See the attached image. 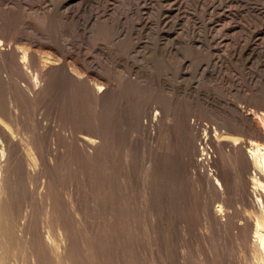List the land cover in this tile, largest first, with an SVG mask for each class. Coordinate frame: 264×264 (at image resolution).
<instances>
[{
	"label": "rangeland",
	"instance_id": "1",
	"mask_svg": "<svg viewBox=\"0 0 264 264\" xmlns=\"http://www.w3.org/2000/svg\"><path fill=\"white\" fill-rule=\"evenodd\" d=\"M165 1L167 3L166 5ZM46 3L51 4L48 5ZM53 6L57 9V13L54 16ZM167 7H169V9ZM261 10L264 11V0H0V21H5L4 14L16 17L17 21H15L17 26L23 28L25 30L23 32H25L27 37H30H26L27 40L23 43V46L25 45L24 47H27L26 49H29V47L36 48L40 51V54L43 52L41 55H46V57L49 56L48 58L50 59H56L57 57V59H60L63 54L70 51L74 53V56L77 55V58L81 56L78 58L81 63L87 57L86 59L91 62V66H76L75 60L69 58L68 65L70 66L68 67L77 69L79 73L82 72L80 74L85 73L83 76H86L93 86H107L109 82L111 84L114 82L116 83L113 84V88L116 89L115 91L111 89V92H114L111 93L110 98H97L96 101L91 100L88 102L86 98L82 97L78 90L75 91V89H70L65 80L59 81L55 84L56 86L49 87V84L53 83L54 80L56 82V79L54 77L52 79V75H50L45 81L47 84L45 83V86H43V88H46V94H43V98H45L43 106H41L39 110L35 106H32L30 110L31 114H34L35 119L38 117L44 120L43 122H50V125L49 123L47 124L48 128H46L44 133L47 142L49 143V141H51L52 148H49V152H54L56 158L52 162L53 165L52 163L46 165L45 174L47 175L46 177L49 178V181H51L50 184H52L53 192L59 196L63 204L62 214L65 217L67 216L66 219L70 223L71 230L73 229L71 232L74 234L73 240L75 241H73V244H75L71 245L72 248L71 246L69 247L70 251H77L83 260L86 261L85 255H87L86 258H89V253L86 254L84 249L86 247L85 242L90 239L89 241L93 243V256L96 254L95 258L100 264H174V259L179 255L175 243L181 245L187 244L193 246L194 249V246H197L196 244H203V241H205V246L211 247L216 254L220 253L216 244L219 242L221 243L223 238L218 233L216 221L212 216V218L209 216V212L207 211L209 209L207 207L203 208V204H206L209 194L213 196L216 194L214 183L211 181L213 177L211 178L210 176L212 175L209 174V176L208 173H221L222 171L217 162L218 157L213 158L215 163L211 161L208 167L206 160L203 161V158L206 156L198 153V143H200L199 146H205L208 137L205 141L201 128L204 129L207 125L212 127L218 126V113H226L231 117H237L234 111L235 109L240 108L246 110V107H249L251 104L250 102L257 103L264 98V14ZM210 19L212 24L210 23ZM85 25L88 26L86 27ZM103 29H105L104 32ZM106 30L109 32L106 33ZM251 30H256L252 33L254 35L251 34ZM102 33H106V35H101ZM40 38L46 41L51 40L52 46H41V49L40 47H36L35 42L32 41ZM248 41L251 45L248 44ZM27 43L29 44L26 46ZM243 45H249L250 47L248 46L247 48L246 46L245 48ZM240 47L244 49H240ZM237 49H240L239 52ZM78 52L80 54H78ZM216 54L219 55L216 56ZM247 54H249L251 58ZM222 55L223 57H221ZM245 55L249 58L247 59ZM233 56H235V58ZM216 57L219 59L221 57L222 59L219 60ZM215 61L218 62V64H216ZM213 63H215V65ZM87 67L89 69H87ZM93 82L95 83L93 84ZM135 88L136 91H134ZM126 89H129L127 91L128 94H124L126 93ZM79 97L80 99H78ZM163 97L171 104L172 108L176 109L177 117L174 116L175 111H171L168 116L162 118L164 109L160 101L164 99ZM252 98H254V101H252ZM93 103H95V105ZM56 104L57 106H55ZM180 104L183 105L184 109ZM70 105L72 106L70 107ZM103 105H106V107ZM241 105L243 108H241ZM115 106L117 108H114ZM73 109L76 110L74 111ZM186 109L187 111H185ZM106 110L109 112H106ZM158 111L160 112L157 116L155 112L157 113ZM119 112L122 113L120 114ZM184 112H186V115ZM65 113L74 117L78 114L79 118L88 117L97 121L101 118L98 122H107L108 127H110L109 131L112 130V132H115L112 133V136L110 135L111 133H109V137L113 140L110 139L111 143L106 147L96 148V151H93L91 154V159L88 157L85 159L84 156H80V151L76 149L75 146L73 147L74 150H72V145L69 146L68 143H65L69 146L68 147L64 145L63 142L61 145L59 139H52L53 136H56L55 126L53 125L57 124L56 129L58 130V128L62 126V122L65 123L64 117H62ZM54 114H56V116ZM111 115L114 116H112L113 119L110 118ZM42 116L44 117L42 118ZM181 116L184 119H182ZM58 117L60 124L58 123ZM54 119H56V121ZM108 120L111 122L109 123ZM119 123L122 126H120ZM114 124L116 126L112 128ZM117 125L120 126V129ZM201 125L202 127L199 128ZM194 126L196 129H194ZM52 127H54V129H52ZM180 127H183V131ZM217 128L219 129V126ZM223 131H225V129ZM167 132L169 133V135H166L168 137L164 136ZM195 133H197V135L199 133L200 136L198 135L195 137ZM225 133L223 135L227 137H224L227 139L226 141L234 137L242 136V134L238 132L229 131ZM53 145H56L57 151ZM75 151L78 152L75 153ZM99 153H101V155ZM215 155L217 156L216 152L213 154V157H215ZM66 158H68V160H66ZM59 159L62 161H58ZM188 159L192 161V164ZM211 159L212 158H210V160ZM86 160H88L90 165ZM199 164L203 165L200 166ZM72 165L73 167L71 168ZM193 168H195L196 171ZM206 168L209 170L207 171ZM59 171L60 173H58ZM68 178L69 180H67ZM175 178L180 179L181 182L183 181L182 184L187 196L185 205H181L179 208H177L174 202V194H172ZM75 181H77L78 185L74 183ZM205 182L207 183L205 184ZM26 183V180L22 181V186L20 187L21 189H18L15 202L18 205L20 204L19 207H25V204L27 205L26 199L28 203L34 204L33 219L36 221L33 222L34 224L32 223V225L35 232L44 235L49 233L48 237H51L52 239H50L52 241L60 240L63 233H61V228L59 231V229L47 225L50 227L49 231H52V233L48 232V227L43 224L46 212L45 199H40L37 194L38 190L32 192L33 188H31L28 183L26 185ZM62 183L69 188L67 187V189H65L66 187ZM104 183L106 184L104 185ZM106 186L108 188H105ZM45 187H43V190L47 192L48 184ZM74 187L78 190L77 193L79 192L78 194H81L80 196L76 193V190L73 189ZM204 187L206 189L203 190ZM41 188L42 187L39 189ZM94 189L95 191H93ZM107 189H110L108 190L109 193ZM19 191H22L23 194ZM136 191L139 192L137 193ZM93 193L98 196L94 198ZM124 193H126V195ZM66 194H74L72 195L73 199L72 196L69 197ZM194 194L199 196L197 197ZM203 194L205 197L200 199L204 196ZM65 198H71L75 201L68 199V203ZM106 198L108 200L111 198L113 202L110 200V204ZM136 198L137 201H140L137 202ZM70 202L74 204L71 205ZM135 202H137L138 205ZM76 204L78 205L75 206ZM139 204L142 205L140 206ZM109 205L113 207L109 208ZM93 206L95 207L94 211L96 213L91 209ZM116 206L117 208H114ZM194 206L196 210H194ZM82 207L88 209L86 210ZM131 211L136 217V220H133L135 218H133ZM205 213H207V215ZM113 214L115 217H112ZM88 216L89 218H87ZM122 216L125 219L123 221L121 219ZM90 217L92 218L90 219ZM131 217L134 222L130 219ZM137 217H139V219ZM90 220L92 221L91 224L89 223ZM101 221L103 223H100ZM136 221L139 222L135 225L134 223ZM96 224L99 225V229ZM137 225H139V227ZM36 226L42 229H37ZM206 226L209 227L207 228ZM104 228L110 231V233L106 229V231L103 230ZM133 228L139 231H135ZM75 229L78 231L81 230V232L79 233ZM207 229H211L210 232ZM38 230L44 231L41 233V231ZM199 230L202 232L206 230V233L202 236L203 233L201 232L202 234H199ZM121 231L123 232L120 233ZM132 232L134 234L136 233L135 236ZM196 232H198V234ZM207 232H209V234ZM53 234H55V236ZM105 234L107 236H105ZM121 234L124 238L120 236ZM104 236L105 239L102 238ZM184 236L187 239L185 238L184 240ZM74 237L76 238L74 239ZM92 238L93 240H91ZM134 238H136L137 241H134ZM130 239L131 241H129ZM152 241H155V243ZM151 242L153 244H151ZM158 247L160 250H158ZM147 249L149 250L146 251ZM175 249L176 253L174 251ZM158 253L160 254L158 255ZM140 254L141 256H139ZM127 256H129V258ZM168 256L172 257L170 258ZM51 257L50 255V262L48 264H54ZM155 257L156 260H154ZM52 258L54 259V257ZM19 259H22V256H19ZM106 260L107 263L105 262ZM147 260L151 261L147 262Z\"/></svg>",
	"mask_w": 264,
	"mask_h": 264
},
{
	"label": "bare ground",
	"instance_id": "2",
	"mask_svg": "<svg viewBox=\"0 0 264 264\" xmlns=\"http://www.w3.org/2000/svg\"><path fill=\"white\" fill-rule=\"evenodd\" d=\"M47 2H49V1H47ZM168 3H170V2H168ZM7 4H8V2H7ZM46 4L49 5L51 3H46ZM166 4L167 3L165 1V5ZM6 7H7V5H6ZM167 8L169 9V7H167ZM52 9H53V16H54L57 13V9L55 6H53ZM176 10H177V8H176ZM261 11H263V10H261ZM262 13L264 14V11ZM3 16L5 17V21L4 22L0 21V264H48L50 262V255L52 257H54V259L51 257V259L53 260L52 262L54 264H100V262L97 261V259L95 258L96 254L93 256V253H94L93 252L94 251L93 243L91 241H89L90 240L89 238H88L89 240H87L85 242L86 244L83 241V243L87 247V248L86 247L84 248L86 251V254L89 253V258H86L87 255H85L86 261L83 260V258L81 257V255H79V253H77V251L74 252V251L69 250V247L71 245L75 244V243L73 244V241H75V240H73L74 234H72V232H71L73 229L71 230L70 223L66 219L67 216L65 217L62 214V205L63 204H62L59 196L53 192L54 190L52 188V184H50L51 181H49V178H47L46 177L47 175L45 174L46 165L51 164L53 162V160L56 158V155L54 154V152H49V148H52L51 141H49V143L47 142V139H46L45 133H44L46 128H48L47 124L49 123V125H50V122H48V123H47V121L43 122L44 120H42L41 118H38V117L35 119L34 114H31L30 110H31L32 106H35L38 110L40 109L41 106H43V104H44L43 102H45V98H43V94L44 95L46 94V90H45L46 88H43V86H45V83H46L45 81H46L47 77L50 75H52V79H53V77L56 79V82L54 80L53 83L49 84V87L50 86H56L55 85L56 83H58L59 81L65 80V82H67L70 89H75V91L78 90L79 93L82 95V97L86 98L88 100V102L91 100L96 101L97 98L98 99L110 98L111 93L114 92L116 89V88L115 89L113 88V84H116V83L114 82L113 84H111L109 82L107 86H103V85L93 86L90 83V81L87 79V77L83 76V74H85V73L80 74L82 72L79 73V71L77 69H73V68L68 67V66H70V65H68V59L69 58H72L75 60V62L77 64L76 66H91L90 65L91 62H89L86 59L87 57L86 58L84 57L85 59L81 63L78 59L81 56H79L77 58L76 57L77 55L74 56V53H72L70 51V52L63 54V56L60 59H57L58 57L56 59H50V58H48L49 57L48 55H47L48 57H46V55H44V56L41 55V54H43V52L40 54V51H38L36 48H30L29 47V49H26L27 47L25 48L24 47L25 45L23 46V43H25V40H27L26 39L27 35L25 34V32H23V31H25L23 28L17 26L16 17H13L12 15H8V14H4ZM212 19H214V18H212ZM166 22H167V20H166ZM170 22H172V21H170ZM210 23H211V19H210ZM170 25H169V27H170ZM176 25H178V24H176ZM85 26L87 27L88 25H85ZM261 26H263V25H261ZM54 28H55V26H54ZM104 30L105 29H103V32H104ZM258 30H260V29H258ZM255 31L251 30V34ZM108 32L109 31H107L106 33H108ZM164 32H165V30H164ZM106 33H104V34L106 35ZM104 34L102 33L101 35H104ZM251 34H249V35L250 36L254 35V34H252V35ZM27 38H30V37H27ZM249 41H248V44H249ZM32 42H35L36 47H40V49L42 48L41 46H45V47H46V45L49 47L52 46L51 40L46 41V40H43L42 38L34 40ZM210 42H211V40H210ZM261 42H263V41H261ZM28 44L29 43H27L26 46ZM249 45H251V44H249ZM243 46L246 48L247 45L246 46L243 45ZM248 46H247V48H248ZM241 48H243V47H240V49ZM239 50H238V52H239ZM78 54H80V53L78 52ZM217 55H219V54H216V56ZM247 55H249V54H247ZM221 57H223V55ZM221 57H220V59L218 57H216V58L221 60L222 59ZM233 57L235 58V56H233ZM249 57H250V55H249ZM249 57L246 56L247 59ZM212 62H214V61H212ZM222 63H224V62H222ZM213 64L215 65V63H213ZM216 64H218V62H216ZM87 69H89V68L87 67ZM88 71H90V70H88ZM86 75H89V74H86ZM94 83L95 82H93V84ZM120 88H119V90H120ZM111 89H113L114 91L111 92ZM128 90L126 89V93H124V94H128L127 93ZM134 91H136V88L134 89ZM118 92H120V91H118ZM120 95H122V94H120ZM78 99H80V97ZM118 99H119V97H118ZM161 100H162V98H161ZM252 101H254V98H252ZM160 102H162L161 105H163L162 107L164 109L162 118L168 116L171 111H175L174 116L177 117L176 116V109L172 108L171 104L165 98ZM95 103H93V104L95 105ZM97 103H98V101H97ZM250 103L251 104L249 105V107H246L247 108L246 110H243L240 108H237L234 110L237 117H231L230 115H227L226 113H223V114L218 113V115H217L218 116L217 117L218 118V124L217 125L219 126V129L217 128L218 126L212 127V126H208L207 124H206L207 125L206 128H204V129L201 128L202 125L199 127V128H201V130H203L205 141H206L207 137H208L207 138L208 141H206V143H205L202 140L205 143V147H203V148H202V146H199L200 143H198L199 144L198 149H197L198 153L206 156L205 160L208 163L207 164L208 167H209V163L211 161H213V158L218 157L217 162H218L219 167L221 168V171H222L221 173H215L214 172L213 174L207 172L208 175L209 174L212 175V176L209 175L211 178L213 177V180H211V181L214 183L213 185H214V189L216 191V194L214 196L212 194H209L208 199L206 201V204H203V208L207 207L209 209V210H207L209 212V216L210 217L212 216L214 218V220L216 221V224H217L216 228L218 230V233L223 238V241H221V243L217 242L218 244H216V247L220 250V253L216 254L211 247L209 248V247L205 246L206 243H204L205 241H203V240H201V241H203L204 245L198 243V244H196L197 246H194V249H193V246L183 244V242H182L183 245H181L179 243L178 244L175 243L177 245L176 247L178 248L177 250L179 251V255L178 256L176 255L177 256L176 258L174 256L175 259L172 258V259H174V264H264V98H262L257 103H254V102H250ZM93 104H91V105H93ZM101 105H102V103H101ZM158 105H159V103H158ZM55 106H57V104ZM71 106L72 105H70V107ZM103 106L106 107V105H103ZM76 107H77V104H76ZM181 107H183V105H181ZM237 107H240V106H237ZM93 108H97V107H93ZM114 108H117V107L115 106ZM241 108H243L242 105H241ZM44 109H45V107H44ZM80 109H81V107H80ZM158 109H161V108H158ZM183 109H184V107H183ZM81 111H83V110H81ZM155 111H156V107H155ZM160 111H158L157 113L155 112V115H157ZM181 111H182V109H181ZM185 111H187V109ZM106 112H109V111L106 110ZM112 112H114V111H112ZM66 113H67V111H66ZM66 113L62 116V117H64L65 123L62 122L63 124L61 123L62 126L61 127L59 126L60 128H58V130L56 129L57 124H54V122H53V124H54L53 126H55L56 136H53L52 139H55V138L59 139V141H61L60 142L61 145H62V142L64 143V145H67L65 143H68L69 146L72 145L71 146L72 150H74L73 147L75 146V148L80 151V154H81L80 156H84L85 159H87V157L89 159H91V154L93 153V151H96V148L106 147L111 143L110 139H112V138L109 137V133H111L110 135L112 136V133H115V132H112V130H110L111 132L109 131L110 127H108L107 122L106 123L105 122L104 123L98 122L101 118H99L97 121L95 119L92 120L88 117H80L79 118L78 114H77L78 117L76 115H75L76 117L69 116V115H67L68 113L67 114ZM119 113H117V114H119ZM185 113L186 112H184V114ZM188 113H190V112H188ZM96 114H99V113H96ZM114 114H116V113H114ZM152 114H154V113H152ZM54 115L56 116V114H54ZM112 116L113 115H111L110 118L113 119L114 116L113 117ZM43 117L44 116H42V118ZM117 118H118V116H117ZM120 119H122V118H120ZM182 119H184V118L182 117ZM54 120L56 121V119H54ZM58 120H59V117H58ZM186 121H188V120H186ZM108 122H109V120H108ZM58 123L60 124V120ZM114 123H115V121H114ZM119 125L122 126L120 123H119ZM115 126L116 125L114 124L112 128H115ZM120 126H118V128ZM162 126H163V124H162ZM184 127H185V125H184ZM197 127H198V125H197ZM180 128L182 130L183 127H180ZM52 129H54V127H52ZM194 129H196L195 126H194ZM224 129H225L226 133L229 131L238 132V133H241L242 136L234 137L231 140L229 139L228 141H226L227 137L225 135H223L225 133V131H223ZM115 130H117V129H115ZM176 131H177V129H176ZM195 134H196L195 137H197L199 135V133H198V135H197V133H195ZM166 135H169V133L168 132H167V134L165 133L164 136H166ZM117 136H118V134H117ZM166 137H168V136H166ZM224 137H226V138H224ZM113 138H115V137H113ZM119 140H120V138H119ZM192 140H194V139H192ZM195 140H196V138H195ZM115 141H116V139H115ZM114 143H116V142H114ZM114 143H113V145H114ZM204 143H202V144H204ZM118 144H121V143H118ZM55 146L53 145V147H55ZM123 147H124V145H123ZM71 148H70V150H71ZM55 150H56V147H55ZM100 151H101V149H100ZM100 151H98V152H100ZM77 152L78 151H75V153H77ZM103 152H104V150H103ZM215 152L217 153V156L215 155V157H213V154ZM117 153H119V152H117ZM192 153H195V152H192ZM99 154L101 155V153H99ZM77 157H78V155H77ZM106 158H107V154H106ZM118 158H119V156H118ZM210 158H212V159L210 160ZM97 159H98V157H97ZM164 159H166V158H164ZM36 160L40 163V166ZM60 160L61 159H59L58 161H60ZM66 160H68V158H66ZM188 160H190V159H188ZM205 160L203 158V161H205ZM78 161H75V162H78ZM95 161H96V159H95ZM103 161H105V160H103ZM86 162H88V160H86ZM190 162L192 164L191 160H190ZM79 164H81V163H79ZM203 164H201V165H203ZM52 165H53V163H52ZM89 165H90V163H89ZM186 165H190V164H186ZM72 167H73V165L71 166V168ZM189 167H188V169H189ZM193 169L195 170V168H193ZM206 170L208 171L209 169L206 168ZM214 170H216V169H214ZM57 171H58V169H57ZM72 172H71V174H72ZM55 173H57V172H55ZM58 173H60V171ZM152 175H154V174H152ZM59 176H60V174H59ZM155 176H156V174H155ZM63 177H66V176H63ZM175 179H173V180H175ZM24 180H26L28 185L31 188H33L32 192H36L38 190L37 191L38 197H40V199H43V200L45 199L44 201L46 202V207H45L46 212H45L44 221L42 220L43 224L46 226L48 225L50 227H53L55 229H59V231L61 228L62 229L61 233L62 232L63 233H62V235L60 234L61 235L60 240L52 241L51 240L52 238L48 237L49 233L47 235L45 234L46 235L45 236L44 234H37L35 232V229L32 225V223L36 221L35 219H33L34 218L33 217L34 216L33 215L34 204L32 205V203H28V200L26 199L25 201H27V205L25 204V207H23V206L19 207L20 204L18 205L15 202V199L17 198L18 189H21L20 187L22 186V181H24ZM67 180H69V178ZM75 180H76V178H75ZM71 182H72V180H71ZM182 182L180 181V179H176L174 181V184H173V193L172 194H174V202L177 205V208H179V206H181V205L184 206L185 205V199H187V196L185 194V190H184ZM27 183H26V185H27ZM74 183H77V181H75ZM206 183L207 182H205V184ZM47 184H48L47 192L46 191L44 192L43 187H45ZM105 184L106 183H104V185ZM208 184H210V183H208ZM24 185H25V183H24ZM74 185H76V184H74ZM77 185H78V183H77ZM100 185H102V184H100ZM204 186H206V185H204ZM40 187H42V188L39 189ZM65 187H66L65 189H67L68 186H65ZM111 187L114 188L113 186H111ZM209 187H211V186H209ZM82 188H84V187H82ZM88 188H91V187H88ZM105 188H108V187L106 186ZM73 189H75V187ZM204 189H206V188L204 187L203 190ZM29 190H30V188H29ZM108 190H110V189H107V192L109 193ZM111 190H113V189H111ZM120 190H122V189H120ZM66 191H68V190H66ZM77 191L78 190H76V193H77ZM87 191H88V189H87ZM93 191H95V189ZM19 192H21V194H23L22 191H19ZM70 192H71V190H70ZM123 192H125V191H123ZM127 192H128V190H127ZM136 192L138 193L139 191H136ZM194 192H196V191H194ZM67 193L70 194L69 192H67ZM102 193H104V192H102ZM203 193H204V191H203ZM77 194H75V195L78 196L79 194L78 195ZM121 194H122V192H121ZM124 194L126 195V193H124ZM18 195H19V193H18ZM72 195H74V194H72ZM72 195H67V196L70 197ZM95 196H98V195L94 194V198H95ZM195 196L198 197L199 195H195ZM203 197H205V195L202 196V198H200V199H203ZM18 198H20V197H18ZM28 198H29V196H28ZM68 199H71V198H65V200H67L69 203ZM72 199H73V196H72ZM121 199H123V198H121ZM32 200H33V197H32ZM110 200H111V202H113L111 198H110ZM110 200H108V201L110 202ZM127 200H129V199H127ZM25 201H24V203H25ZM72 201H75V200H72ZM97 201H100V200H97ZM136 201H137V198H136ZM139 201H137V202H139ZM196 201H198V200H196ZM79 202H82V201H79ZM88 202H89V199H88ZM111 202H110V204H111ZM133 202H132V204H133ZM137 202H135V203L137 204ZM114 203H115V201H114ZM65 204H66V202H65ZM72 204H74V203H71V205ZM97 204H98V202H97ZM136 204H134V205H136ZM77 205L78 204H76L75 206H77ZM125 205H128V204H125ZM80 206H81V203H80ZM119 206H121V205H119ZM40 207H41V204H40ZM111 207H113V206H110L109 208H111ZM197 207H198V205H197ZM73 208L74 207L72 206V209ZM82 208H85V207H82ZM94 208L95 207L93 206V208H91V209H93V211H94ZM114 208H117V206ZM85 209L87 210L88 208H85ZM124 209H125V207H124ZM101 210H102V208H101ZM104 210H105V208H104ZM194 210H196L195 206H194ZM118 211H119V209H118ZM125 211H126V209H125ZM198 211H199V209H198ZM102 212H104V211H102ZM109 212H110V209H109ZM123 212H124V210H123ZM83 213H85V212H83ZM86 213H88V212H86ZM95 213H93V214H95ZM139 213H140V211H139ZM35 214H36V212H35ZM79 214H80V212H79ZM90 214H91V212H90ZM118 214H120V213H118ZM131 214H132V211H131ZM202 214H204V213H202ZM205 214L207 215V213H205ZM102 215H104V214H102ZM141 215H143V214H141ZM36 216H37V214H36ZM113 216H114V214L112 215V217ZM123 216L121 218L122 221L125 220L123 218ZM132 216H133V218H135L133 220H136V217L133 214H132ZM68 218H70V217H68ZM87 218H89V216ZM91 218L92 217H90V219ZM137 218L139 219V217H137ZM130 219L132 220V217ZM81 220H82V217H81ZM81 220H80V222H81ZM131 220H130V222H131ZM140 220H141V218H140ZM72 221H75V220H72ZM83 222H84V219H83ZM91 222L92 221L90 220L89 223L91 224ZM93 222H94V220H93ZM138 222L139 221H136L134 224L136 225V223L138 224ZM36 223H38V222H36ZM100 223H103V222L101 221ZM184 223H186V222H184ZM40 224H42V223H40ZM96 225L98 226V229H99V225L98 224H96ZM91 226H93V225H91ZM137 226L139 227V225H137ZM42 227H43V225H42ZM50 227L47 228L48 232H52V231H49ZM122 227H123V225H122ZM214 227H215V225H214ZM40 228L37 227V229H40ZM73 228H75V227H73ZM77 228H79V227H77ZM95 229H96V226H95ZM105 229L106 228H104L103 230H105ZM201 229H203V228H201ZM75 230H77V229H75ZM119 230H122V229H119ZM137 230H135V231H137ZM207 230H209V229H207ZM210 230H209V232H210ZM38 231H41V233H42V231H44V230H38ZM54 231H57V230H54ZM86 231H88V230H86ZM89 231H90V229H89ZM151 231H153V230H151ZM205 231L202 232L199 230V234L202 232L203 234L202 233L201 234L203 236L204 233H206ZM78 232L80 233L81 230ZM93 232H94V230H93ZM108 232L110 233V231H108ZM122 232L123 231H121L120 233H122ZM209 232H207V233L209 234ZM55 233H57V232H55ZM85 233H87V232H85ZM148 233H152V232H148ZM196 233L198 234V232H196ZM135 234H134V236H135ZM215 234H216V232H215ZM53 235L55 236V234H53ZM53 235H52V237H53ZM87 235H89V234L87 233ZM105 236H107V235L105 234ZM105 236L102 238L105 239ZM120 236H122V234ZM163 236H164V234H163ZM185 236H186V234H185ZM185 236L183 237L184 240L187 237V236L186 237ZM136 237H137V235H136ZM143 237H142V239H143ZM75 238L76 237H74V239ZM90 238H91V236H90ZM93 238L91 240H93ZM106 238H108V237H106ZM120 238H117V239H120ZM205 238H208V237H205ZM134 239H135L134 241H137L136 238H134ZM144 240H146V239H144ZM190 240H193V239H190ZM198 240H197V242H198ZM129 241H131V239ZM150 241H151V239H150ZM150 241H149V243H150ZM155 241L154 242L152 241V242L155 243ZM178 241H180V240H178ZM109 242H111V241H109ZM121 242H122V240H121ZM152 242H151V244H153ZM192 243H194V242H192ZM146 244H148V243H146ZM173 244H174V242H173ZM124 245H125V243H124ZM138 245H140V244H138ZM145 246H147V245H145ZM71 248H72V246H71ZM148 250L149 249H147L146 251H148ZM153 250H154V248H153ZM158 250H160L159 247H158ZM174 251L176 253V249ZM134 253H138V252H134ZM175 253H173V254H175ZM83 254H84V252H83ZM146 254H147V252H146ZM159 254L160 253H158V255ZM142 255H144V254H142ZM19 256H22V259H19ZM139 256H141V254ZM127 257L129 258V256H127ZM145 257H143V258H145ZM168 257L171 258L172 256H168ZM164 258H165V256H164ZM122 259H124V258H122ZM128 260H130V259H128ZM154 260H156V257ZM149 261H151V260H149ZM149 261L147 260V262H149ZM105 262L107 263V260ZM127 262H129V261H127ZM109 264H111V263H109ZM125 264H127V263H125ZM149 264H151V263H149Z\"/></svg>",
	"mask_w": 264,
	"mask_h": 264
},
{
	"label": "built area",
	"instance_id": "3",
	"mask_svg": "<svg viewBox=\"0 0 264 264\" xmlns=\"http://www.w3.org/2000/svg\"><path fill=\"white\" fill-rule=\"evenodd\" d=\"M203 147H205V146H202V148H203ZM203 156H205V155H203ZM204 160H205V158H204Z\"/></svg>",
	"mask_w": 264,
	"mask_h": 264
}]
</instances>
